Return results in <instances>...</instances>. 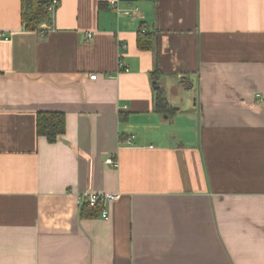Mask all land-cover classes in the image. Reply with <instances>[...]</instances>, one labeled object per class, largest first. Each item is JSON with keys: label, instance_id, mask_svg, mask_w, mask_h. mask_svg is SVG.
I'll use <instances>...</instances> for the list:
<instances>
[{"label": "crops", "instance_id": "obj_1", "mask_svg": "<svg viewBox=\"0 0 264 264\" xmlns=\"http://www.w3.org/2000/svg\"><path fill=\"white\" fill-rule=\"evenodd\" d=\"M21 9L0 0V264H264V0ZM88 192L118 197L83 215Z\"/></svg>", "mask_w": 264, "mask_h": 264}, {"label": "trees", "instance_id": "obj_2", "mask_svg": "<svg viewBox=\"0 0 264 264\" xmlns=\"http://www.w3.org/2000/svg\"><path fill=\"white\" fill-rule=\"evenodd\" d=\"M50 2L51 0H22L21 20L26 28L34 29L40 20L47 16L46 7ZM141 34L138 37L139 46H143V35L147 36ZM161 100L160 97V102ZM65 124V114L63 112L41 111L36 114V132L38 135L45 136L49 142H54L60 134L65 132ZM85 207L90 208L95 213L101 209L100 205L91 207L86 203H82L83 215H85Z\"/></svg>", "mask_w": 264, "mask_h": 264}, {"label": "built area", "instance_id": "obj_3", "mask_svg": "<svg viewBox=\"0 0 264 264\" xmlns=\"http://www.w3.org/2000/svg\"><path fill=\"white\" fill-rule=\"evenodd\" d=\"M58 4V0H51L49 5L47 6V10L53 12L56 5ZM125 14H130L129 11H124ZM90 38V36H88ZM119 67L124 69L123 63L119 62ZM91 79L96 78V74H90ZM107 163L111 164L112 166H117V161H115L112 158H107ZM118 197V194L116 193H97V192H88L84 193L82 196H80V202L86 203L91 207H95L100 204H104L107 202H111L115 198ZM101 216L105 218L107 216L106 209L101 210Z\"/></svg>", "mask_w": 264, "mask_h": 264}]
</instances>
